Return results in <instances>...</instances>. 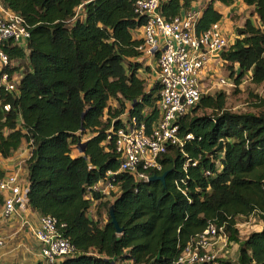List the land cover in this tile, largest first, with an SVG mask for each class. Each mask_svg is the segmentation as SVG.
<instances>
[{
    "label": "trees",
    "instance_id": "16d2710c",
    "mask_svg": "<svg viewBox=\"0 0 264 264\" xmlns=\"http://www.w3.org/2000/svg\"><path fill=\"white\" fill-rule=\"evenodd\" d=\"M136 1L2 0L24 17L31 37L27 48L4 45L13 62L26 59L28 68L20 75L21 66L5 68L20 80L15 91L0 89V159L29 143V206L66 223L63 233L76 246L59 264H172L211 223L224 226L235 243L241 239L238 218L257 215L264 225V110L233 112L224 91L204 94L179 122L180 135L194 139L169 146L162 156L163 170L152 174L168 172L165 184L137 183L121 173L114 200L97 192L88 197L109 170L119 169L109 137L112 127L123 125L117 119L137 116L150 131L161 117V83L149 86L141 72L149 66L138 60L144 40L137 31L146 19L136 13ZM195 1L164 0L161 12L173 18L194 9ZM240 1L259 24L246 18L222 58L236 83L249 76L264 86V0ZM235 2L209 0L197 33L223 19L217 3ZM80 7L83 18L77 17ZM5 174L0 165V178ZM97 202L99 213L106 208L105 220L91 218ZM236 263L264 264V226L241 243Z\"/></svg>",
    "mask_w": 264,
    "mask_h": 264
},
{
    "label": "built area",
    "instance_id": "2783aa9c",
    "mask_svg": "<svg viewBox=\"0 0 264 264\" xmlns=\"http://www.w3.org/2000/svg\"><path fill=\"white\" fill-rule=\"evenodd\" d=\"M163 1L137 0L135 4L136 13L146 19L141 28L144 40L139 47L143 53L141 57L156 61V81L162 86L159 101L161 117L150 131L145 122H139L137 116L128 119L123 115L117 119L123 125L112 127L109 137L114 138L115 149L120 154L119 169L109 170L107 180L92 186L89 198L92 192L104 197L118 192L120 187L116 181L121 173L129 174L140 183L148 182L152 173L163 170L161 158L168 152L169 146L182 148L187 141L194 139L193 134L180 135L179 122L184 116L193 113L204 95L206 67L211 60L219 66L226 63L222 53L229 41L221 22L198 34L199 9L166 18L161 12ZM30 29L31 26L22 15L8 9L0 0V89L15 91L20 80L5 69L12 67L13 61L4 45L11 41L14 45L27 48ZM218 84H230L229 79L221 77ZM10 109L11 105L5 106V110ZM29 186V181H21L17 172L6 173L0 178V196L4 199L6 216L29 206ZM64 228L66 223L50 214L40 215L38 225L31 226L32 233L42 246L41 264H59L76 252L75 244L64 235ZM216 242H223L225 246L231 243L224 226L218 227L211 223L185 246L172 264H234L231 259L213 249ZM5 245L6 240L0 237V250Z\"/></svg>",
    "mask_w": 264,
    "mask_h": 264
},
{
    "label": "crops",
    "instance_id": "0c3cea01",
    "mask_svg": "<svg viewBox=\"0 0 264 264\" xmlns=\"http://www.w3.org/2000/svg\"><path fill=\"white\" fill-rule=\"evenodd\" d=\"M208 1L209 0H205L203 2V6L199 9L201 12L205 8ZM238 2L243 7H247L249 9L252 8L250 6L243 4L240 0H236V2L233 5H235ZM197 3L198 1L196 0L194 3V8L198 7ZM216 6L223 14V19L220 22L222 25L224 24L226 26L228 22H230L231 20L228 17L229 14H226V16H224L223 12L227 13L229 11L228 9H230L232 5L224 6L220 3H217ZM219 7H221L222 9H220ZM227 30L230 29L224 27V31H226V33L228 34ZM230 34L232 35L233 33ZM137 36L139 38L143 37L141 30L137 31ZM236 38L237 36L233 34L232 38H229V44L233 43ZM138 60L144 62V59L142 57H139ZM145 61L146 64H150L152 66L153 71L156 74V68H155L156 66L154 67L152 64L153 62L156 63V61L150 58L146 59ZM214 67H220V66L218 63L211 60L208 66L206 67V75L208 74L211 75L212 69ZM30 154H31V147L29 143L23 142L19 150L12 157L9 158L2 157L0 159L1 168L4 170L5 173L17 172L20 175L21 181L28 182V169L26 162L30 157ZM254 216L258 218L255 224L256 226H254V228H252V230H250L245 237H242L239 243H235L232 241L230 244L225 246L223 242H216L213 245V249L218 253L228 257L232 261H236L239 256V249L241 243L248 237V235L251 232L260 231L263 229L264 226L263 222L260 220V218L257 215L251 216L248 220H252ZM39 218H40V214L33 211L30 208V206H28L25 209L19 208L15 213L9 216L5 215L4 207L0 209V237L6 240V245L0 250V264H34L33 255H35L34 250L37 245L34 243V241H36V238L31 231V226L38 225ZM238 226L240 231L245 233L248 230L245 228L247 227L249 228L251 224L250 222L245 221L244 223H238ZM229 246L231 247L236 246L237 247L236 253L233 250H231ZM40 253L37 262H40L42 260Z\"/></svg>",
    "mask_w": 264,
    "mask_h": 264
},
{
    "label": "rangeland",
    "instance_id": "374dc122",
    "mask_svg": "<svg viewBox=\"0 0 264 264\" xmlns=\"http://www.w3.org/2000/svg\"><path fill=\"white\" fill-rule=\"evenodd\" d=\"M197 1H198L197 8L200 9L203 6V2L205 0H197ZM219 8L222 9L221 7ZM228 10L229 11L227 13L226 12H223V13H224V16H226V14H229L228 17L230 18L231 21L228 22L226 26L224 24H223L224 26L222 25L223 31H224V27L230 29V30H227L228 34L226 33V31H224V34L227 37L228 41H229V38H232L233 34L237 36V31H236L237 27L243 25V22L246 18L251 17L252 20H254V22L259 24L258 16L252 14V8L249 9L247 7H243L240 5L239 2L236 3L235 5H232V7ZM77 17L83 18V7L78 8ZM230 33H233V34L231 35ZM145 62L146 61L144 60L143 62L144 65L145 66L148 65L149 69H143L141 72L143 76L148 78V84L149 86H151L156 81V74L154 73L152 66L150 64H146ZM152 64L154 67L156 66L155 68H157V65L155 62H153ZM226 65H227V62L225 64L223 63L222 65H220V67H214L212 69L211 75L209 74L205 75V78L203 80L204 94H215L219 91L226 92V95H227L226 106L229 110L233 112L263 111L264 105L263 106H260V105H261V100L264 99V86L263 85L258 86L256 84H253L249 76H246L244 78V81L241 84L236 83L235 79L233 78L234 76L233 77L231 76V71L227 69ZM13 66L22 67L21 72H19V75H20V74H23L24 71L28 68V61L26 59L15 61L13 62ZM221 77L227 80L229 79L230 84H226V85L218 84L219 78ZM201 113H203V111L199 110L198 114H201ZM103 200L104 201L114 200V198L112 196H108V197H103ZM97 205H98V202L93 205V208L90 214L91 218L97 219L98 217H100L102 218V220H105L107 216L106 208L102 207L101 212L99 213L97 209ZM257 219L258 218L256 216H254L252 220H248L245 217L238 218V223H244L246 221V222H250L251 224L249 228L244 227L245 229H248L245 233L241 231L239 232V238L245 237L247 233H249V231L252 230L254 226H256L255 224L257 222ZM34 243L37 246L34 250L35 255H33V261H34V264H38V263H41V261L37 262V260L39 259V253L41 251L42 246L37 239L36 241H34ZM229 247L231 248V250H233L236 253L237 251L236 246H232V247L229 246ZM236 261H233V263L237 264ZM118 264H132V263L120 261L118 262Z\"/></svg>",
    "mask_w": 264,
    "mask_h": 264
},
{
    "label": "water",
    "instance_id": "95a60500",
    "mask_svg": "<svg viewBox=\"0 0 264 264\" xmlns=\"http://www.w3.org/2000/svg\"><path fill=\"white\" fill-rule=\"evenodd\" d=\"M167 174H168V172H165L162 175H154V176H152L150 178V180L148 182L157 180V181H161V182H163L165 184L166 183ZM111 218H112L113 224L116 227L117 232L121 233L123 231V228L119 225L113 210L111 211Z\"/></svg>",
    "mask_w": 264,
    "mask_h": 264
}]
</instances>
